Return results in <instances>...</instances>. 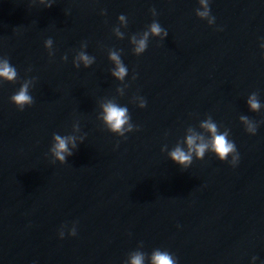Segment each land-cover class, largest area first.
Masks as SVG:
<instances>
[{"label": "water", "instance_id": "obj_1", "mask_svg": "<svg viewBox=\"0 0 264 264\" xmlns=\"http://www.w3.org/2000/svg\"><path fill=\"white\" fill-rule=\"evenodd\" d=\"M197 8L0 0V57L17 70L15 84L0 86V264H125L138 248L166 250L178 264H264V110L246 107L253 92L264 104V0H211L212 27ZM153 19L168 36H150L138 57L131 38ZM81 52L93 58L87 68L74 67ZM110 52L128 69L122 82ZM33 77V105L20 112L10 97ZM108 101L127 106L139 131L110 134L99 119ZM241 115L259 123L256 135ZM208 116L229 132L237 166L206 153L179 168L167 152ZM53 134L76 139L64 165L52 162Z\"/></svg>", "mask_w": 264, "mask_h": 264}, {"label": "clouds", "instance_id": "obj_2", "mask_svg": "<svg viewBox=\"0 0 264 264\" xmlns=\"http://www.w3.org/2000/svg\"><path fill=\"white\" fill-rule=\"evenodd\" d=\"M38 2L45 8L52 7L54 0H38ZM211 0H198V8L195 11V15L201 21H206L209 27H212L215 23V18L210 14ZM103 15V13H101ZM152 16H156L155 10H152ZM118 22L125 24L126 18L124 15H120L117 18ZM116 35L122 36V33L116 29ZM159 38L163 41L168 32L162 28L159 22L153 19L152 23L148 25L147 30L137 38L133 36L131 43L133 47V53L136 56H141L145 53L148 47L149 37ZM52 41L49 39L45 41V49H50ZM260 49L264 52V41L260 43ZM51 55V53H49ZM109 60L115 65L114 70L111 72L112 77L122 82L128 75L127 67L121 62L119 54L116 52L109 53ZM264 58V57H262ZM66 59V57L64 58ZM93 63V58L89 57L86 53L81 52L75 58L73 64L74 67L79 68L81 64L85 68L89 67ZM28 71H31L29 69ZM135 76H133V80ZM35 77L31 80H25L18 90L10 97V103L16 107L20 112H23L26 108H31L33 105V97L30 94V87L33 85ZM17 82V70L10 64L7 57H0V86L3 84H15ZM146 101L143 97L137 105L139 109H144ZM246 107L252 113H258L264 110V104H261L257 93H251L246 99ZM99 119L102 121L106 130L115 135L118 138H126L127 134L139 131L130 121L128 107L121 106L112 101H108L101 105V114ZM240 124L243 125L244 131L254 136L257 133L259 123L249 119L245 115H241L239 118ZM201 133H197L189 129L188 134L184 140V147L179 144L173 149L167 152V158L176 166L181 169H187L192 165L193 159L201 161L204 159L206 153H211L219 162H227L233 168H235L239 162V153L237 152L235 143L229 139V132L227 130L220 131L217 124L214 122L211 116L206 117L200 123ZM206 134V135H205ZM83 142V138H81ZM77 147L76 139L72 136H61L59 134H53L52 145L49 148V153L52 157L54 164L58 163L64 165L66 159L72 156ZM118 147V145H117ZM165 149H161L164 151ZM77 234L76 226H73L68 230L70 237H75ZM65 235L64 227L62 226L59 231V238L63 239ZM143 245L140 244V247ZM125 264H178L176 257L170 254L168 251L156 249L151 252L150 255H146L143 251L139 250L131 252ZM251 264H257V258L252 257Z\"/></svg>", "mask_w": 264, "mask_h": 264}]
</instances>
